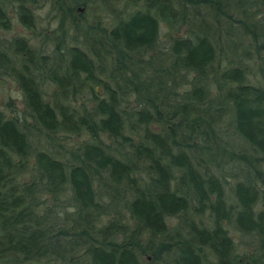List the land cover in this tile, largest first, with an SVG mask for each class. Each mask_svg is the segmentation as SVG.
I'll return each mask as SVG.
<instances>
[{"label":"trees","instance_id":"obj_1","mask_svg":"<svg viewBox=\"0 0 264 264\" xmlns=\"http://www.w3.org/2000/svg\"><path fill=\"white\" fill-rule=\"evenodd\" d=\"M87 1L56 3L78 29ZM37 3L0 0V30L10 7L31 29ZM122 11L103 36L86 32L89 51L0 37V84L25 105L0 108V264H264V0ZM61 135L84 139L67 150Z\"/></svg>","mask_w":264,"mask_h":264},{"label":"rangeland","instance_id":"obj_2","mask_svg":"<svg viewBox=\"0 0 264 264\" xmlns=\"http://www.w3.org/2000/svg\"><path fill=\"white\" fill-rule=\"evenodd\" d=\"M57 1L59 0H38L36 5H31L35 17V24L31 29L24 27L19 22L16 9L10 7L9 17L11 26L9 30H0V37L7 42L15 37L28 39L34 49L41 51L45 55H57L55 50L56 47L59 48L58 54L61 53L62 55L66 53L67 48L72 46H78L89 51L90 48L84 42V35L86 32V35H89L93 39L100 35L103 36V31L106 34L112 27L115 15L120 17L125 16L124 11H122L124 0H120V2L118 0H89L86 6L79 5L72 12L71 17L81 24V27L76 29L71 24V18L68 17V15H61L62 11L59 9V5L56 3ZM137 7L138 5L135 7L132 6L131 9ZM79 8H82V10H79ZM78 14H82V16H78ZM90 26H93L92 29H90ZM102 28L104 29L103 31ZM181 31L185 32L186 27L184 26ZM166 33L167 29L162 26L159 33L161 45L166 41ZM58 42L59 46H56ZM52 90V86L45 87V91L48 93ZM86 101L87 98L85 96L84 98L78 99L76 105L82 106ZM0 108L9 115L13 114L15 111L20 114L25 111L21 91L16 83L10 79H5L3 83L0 84ZM60 137L64 136H58V138L55 139L54 146L56 147L61 143L67 150L84 139V136L77 135H69L62 139ZM221 175H223L225 180L224 185L226 187V193L230 197V188L236 180L233 179L228 172H222ZM257 208H264V198L259 201ZM176 221V217L168 219L169 225H173ZM230 231L239 251H246L248 253L253 251L255 244L249 235L233 231L232 228H230ZM141 259L144 264L151 263L150 254L143 255Z\"/></svg>","mask_w":264,"mask_h":264},{"label":"water","instance_id":"obj_3","mask_svg":"<svg viewBox=\"0 0 264 264\" xmlns=\"http://www.w3.org/2000/svg\"><path fill=\"white\" fill-rule=\"evenodd\" d=\"M79 10H82V8H79Z\"/></svg>","mask_w":264,"mask_h":264}]
</instances>
